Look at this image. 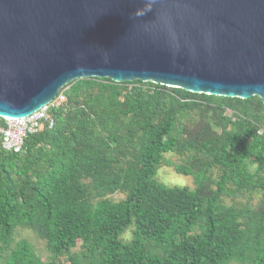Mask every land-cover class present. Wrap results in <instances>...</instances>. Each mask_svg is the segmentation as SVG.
Instances as JSON below:
<instances>
[{"label": "trees", "instance_id": "16d2710c", "mask_svg": "<svg viewBox=\"0 0 264 264\" xmlns=\"http://www.w3.org/2000/svg\"><path fill=\"white\" fill-rule=\"evenodd\" d=\"M62 94L21 152L0 138V264H264L260 97L93 77Z\"/></svg>", "mask_w": 264, "mask_h": 264}, {"label": "water", "instance_id": "95a60500", "mask_svg": "<svg viewBox=\"0 0 264 264\" xmlns=\"http://www.w3.org/2000/svg\"><path fill=\"white\" fill-rule=\"evenodd\" d=\"M92 77L264 101V0H0V117Z\"/></svg>", "mask_w": 264, "mask_h": 264}, {"label": "built area", "instance_id": "2783aa9c", "mask_svg": "<svg viewBox=\"0 0 264 264\" xmlns=\"http://www.w3.org/2000/svg\"><path fill=\"white\" fill-rule=\"evenodd\" d=\"M65 100V95H58L52 103L25 118L10 119L0 117V138L3 139V147L7 151L21 152L29 135L40 132L46 124L50 128L55 125V121L50 115V110Z\"/></svg>", "mask_w": 264, "mask_h": 264}, {"label": "rangeland", "instance_id": "374dc122", "mask_svg": "<svg viewBox=\"0 0 264 264\" xmlns=\"http://www.w3.org/2000/svg\"><path fill=\"white\" fill-rule=\"evenodd\" d=\"M172 161H176L174 156L172 155L170 158ZM158 180L166 185H172V186H191L192 181L190 178L177 174L172 166H164L161 168ZM122 198L121 195H117L115 197L116 200H120ZM19 238L27 240L36 250V253L43 259L47 260L49 257V253L45 248V245L43 241H41L38 236L31 230H22L19 232ZM231 264H238L236 262H233Z\"/></svg>", "mask_w": 264, "mask_h": 264}]
</instances>
